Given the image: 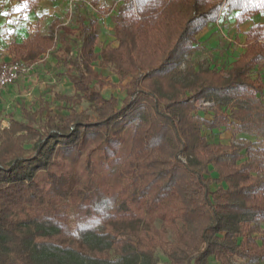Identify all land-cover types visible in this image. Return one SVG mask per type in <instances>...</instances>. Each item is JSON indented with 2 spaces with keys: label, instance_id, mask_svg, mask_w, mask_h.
<instances>
[{
  "label": "trees",
  "instance_id": "1",
  "mask_svg": "<svg viewBox=\"0 0 264 264\" xmlns=\"http://www.w3.org/2000/svg\"><path fill=\"white\" fill-rule=\"evenodd\" d=\"M88 10L75 5L77 35L36 27L12 43L28 66L60 43L74 96H58L66 114L43 104L0 127V264H158L159 250L168 264L264 262V22L225 72L191 59L212 25L238 29L264 0H122L100 52ZM97 60L121 97L102 92ZM220 128L229 143L202 132Z\"/></svg>",
  "mask_w": 264,
  "mask_h": 264
},
{
  "label": "rangeland",
  "instance_id": "2",
  "mask_svg": "<svg viewBox=\"0 0 264 264\" xmlns=\"http://www.w3.org/2000/svg\"><path fill=\"white\" fill-rule=\"evenodd\" d=\"M77 1L74 5L81 0ZM48 2L54 7L52 12H48ZM84 2L89 7L87 13L98 19L99 35L95 43V51L100 52L108 46H116L113 17L122 0H84ZM74 5L70 8L69 0H39L37 4H31L27 0H0V64L3 63V57L5 61L8 57H13L11 43L16 40L20 42L28 37L37 27L36 24L42 34H53V26L59 24L66 25L72 35H77L79 32L74 16ZM260 21H264V15L261 16ZM246 25H249V22L241 24L242 29H245ZM243 39L242 31L239 27L237 29L234 20H229L224 25L216 23L200 40L197 50L191 55L193 64L196 68L213 65L221 72H225L234 55L242 49ZM63 52L65 53V49ZM67 56L71 57L72 53L69 52ZM56 62V58L51 53H47L35 66L24 65L19 78L10 86L0 90V127L7 126L10 117L24 120L27 112L32 113L43 104L48 105L55 112L68 113L67 109L61 108L67 103L58 96L72 97L74 89L66 76H57ZM94 65L107 82L102 87V92L106 96L113 94L121 97V84L111 67L101 64L98 60ZM200 103L205 106L206 111L200 110L199 114L210 117L214 103L204 99H201ZM74 108L86 109L88 113L94 115L85 100L76 102ZM39 115L36 114V119ZM202 132L212 143H229L232 138L231 131L225 128L213 131L203 129ZM238 137L255 139L254 135L246 133L239 134ZM237 138L234 139L235 143H239ZM156 254L158 264H168L166 256L160 250ZM208 264H216V262L210 259Z\"/></svg>",
  "mask_w": 264,
  "mask_h": 264
},
{
  "label": "built area",
  "instance_id": "3",
  "mask_svg": "<svg viewBox=\"0 0 264 264\" xmlns=\"http://www.w3.org/2000/svg\"><path fill=\"white\" fill-rule=\"evenodd\" d=\"M77 0H69L72 7ZM24 70V65L19 61H7L0 64V90L13 84Z\"/></svg>",
  "mask_w": 264,
  "mask_h": 264
},
{
  "label": "crops",
  "instance_id": "4",
  "mask_svg": "<svg viewBox=\"0 0 264 264\" xmlns=\"http://www.w3.org/2000/svg\"><path fill=\"white\" fill-rule=\"evenodd\" d=\"M70 7V6H69ZM71 8V7H70ZM74 8H75V5H74ZM54 9V7L53 6H51L50 4H49V2H48V12H52V10ZM262 15H264V13H262V14H258V15H255V16H253L252 17V20L253 21H246V22H244V24H246L247 22H249V25H246V28L245 29H242V27H241V25H239V29L242 31V35L244 36V32L250 27V25L253 23V22H259L260 21V18H261V16ZM264 22V21H263ZM243 24V23H242ZM36 25H38V24H36ZM35 25V26H36ZM38 27V26H37ZM55 27H57V28H59V29H61L62 27H67L66 25H55ZM35 30V29H34ZM54 32V31H53ZM41 33V32H40ZM42 34V33H41ZM71 34V33H70ZM52 35H54L55 36V32L52 34ZM72 35V34H71ZM27 38V37H26ZM25 38V39H26ZM25 39H23L22 41H20V42H18L17 40L15 41V42H12V43H21V42H23ZM12 43H11V50H12ZM58 47H61V44L60 43H57L56 44V48L55 49H53V50H51V51H49V52H47V53H51L52 55H53V52L55 53L56 52V49L58 48ZM12 52H13V50H12ZM73 52H75V50H73ZM73 52L71 51V53H72V56H73ZM47 53H45V54H42L41 56H40V58H38L35 62H33L31 65H29V66H35L37 63H38V61L41 59V57L42 56H44V55H46ZM54 56V55H53ZM55 57V56H54ZM5 57H3L2 58V60H3V62H7V61H19V62H21L23 65H26V66H28L23 60H21V59H16L15 60V57H14V52H13V57H8V60L7 61H5V59H4ZM56 58V57H55ZM1 59V58H0ZM56 61H57V59H56ZM56 64H57V62H56ZM56 70H57V65H56ZM10 86V85H9ZM216 262V261H215ZM216 264H217V262H216ZM257 264H264V262H260V263H257Z\"/></svg>",
  "mask_w": 264,
  "mask_h": 264
}]
</instances>
